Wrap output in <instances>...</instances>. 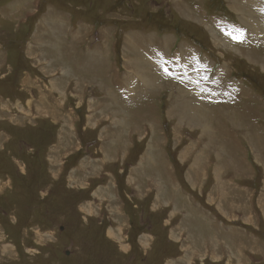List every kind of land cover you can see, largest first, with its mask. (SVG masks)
I'll return each mask as SVG.
<instances>
[{"label": "rangeland", "instance_id": "374dc122", "mask_svg": "<svg viewBox=\"0 0 264 264\" xmlns=\"http://www.w3.org/2000/svg\"><path fill=\"white\" fill-rule=\"evenodd\" d=\"M262 193L264 0H0V264H264Z\"/></svg>", "mask_w": 264, "mask_h": 264}, {"label": "bare ground", "instance_id": "6f19581e", "mask_svg": "<svg viewBox=\"0 0 264 264\" xmlns=\"http://www.w3.org/2000/svg\"><path fill=\"white\" fill-rule=\"evenodd\" d=\"M83 5H84V4H83ZM56 13H57V12H56ZM39 24H40V23H39ZM237 30H238V29H237ZM98 32H99V31H98ZM34 33H35V32H34ZM41 33H42V32H41ZM87 33H88V32H87ZM34 35H35V34H34ZM45 35H46V34H45ZM45 35H44V36H45ZM73 35H74V34H72V36H73ZM31 37H32V36H31ZM33 37H34V36H33ZM86 50H87V49H86ZM11 53H12V52H11ZM89 54H90V53H89ZM72 57H73V56H72ZM72 57H71V58H72ZM96 57H97V56H96ZM97 58H98V57H97ZM97 70H98V69H97ZM221 70H222V69H221ZM203 71H204V70H203ZM216 71H218V70H216ZM114 74H115V73H114ZM58 79H59V78H58ZM55 82H56V81H55ZM53 84H56V83H53ZM56 85H57V84H56ZM51 86L53 87V89L56 88L55 85H51ZM52 87H50V88H52ZM58 87H59V86H58ZM64 93H65V92H64ZM112 95H114V94H112ZM112 95H111V96H112ZM129 96H130V95H129ZM75 97H76V96H75ZM35 103H36V102H35ZM129 106H130V105H129ZM53 110H54V109H53ZM37 111L40 112L39 109H37ZM64 112H65V111H64ZM57 113H58V112H57ZM57 113H56V114H57ZM49 114H50V113H49ZM59 115H60V114H59ZM45 117H46V116H45ZM56 117H57V116H56ZM91 118H92V117H91ZM49 119H50V118H49ZM92 120H93V119H92ZM95 121H97V119H96ZM61 122H62V121H61ZM112 122H114V120H113ZM93 124H94V122H93ZM62 125H63V124H62ZM67 125H68V124H67ZM65 127H66V126H65ZM176 129H177V128H176ZM19 131H20V130H19ZM33 131H34V130H33ZM153 131H154V130H153ZM156 131H157V129H156ZM47 132H48V131H47ZM176 132H177V131H176ZM16 133H17V132H16ZM100 135H101V134H100ZM141 135H142V133H141ZM159 136H160V135H159ZM100 137H101V136H100ZM89 141H90V140H89ZM151 142H152V141H151ZM159 143H161V142H159ZM123 145H124V144H123ZM154 145H155V144H154ZM151 149H152V148H151ZM155 150H156V149H155ZM254 153H255V151H254ZM149 154H150V152H149ZM149 154H148V155H149ZM150 157H151V156H150ZM18 158H19V157H18ZM155 160H156V159H155ZM8 162H9V161H8ZM163 162H164V161H163ZM6 164H7V163H6ZM197 166H198V165H197ZM195 167H196V166H195ZM163 168H164V167H163ZM200 171H201V170H200ZM194 172H195V171H194ZM15 173H16V172H15ZM196 173H197V170H196ZM60 175H61V173H60ZM60 175H59V176H60ZM123 175H124V174H123ZM51 176H52V175H51ZM195 176H196V174H195ZM58 178H59V177H58ZM58 178H57V179H58ZM122 178H123V177H122ZM50 179H51V178H50ZM19 180H20V179H19ZM168 180H169V179H168ZM89 183H90V182H89ZM150 183H151V182H150ZM169 183H170V182H169ZM170 184H171V183H170ZM161 186H163V185H161ZM131 187H132V186H131ZM155 188H156V187H155ZM156 189H157V188H156ZM158 189H159V188H158ZM160 189H161V188H160ZM161 190H162V189H161ZM161 192H162V191H161ZM143 193H144V192H143ZM159 193H160V192H159ZM262 194L264 195V193H262ZM262 194H261V195H262ZM160 195H161V194H160ZM263 195H262V196H263ZM94 198H95V197H94ZM91 199H92V198H91ZM84 201H85V200H84ZM124 207H125V206H124ZM123 209H124V208H123ZM87 213L90 214V211H87ZM193 213H194V212H193ZM193 213H192V214H193ZM93 215H94V214H93ZM89 217H90V216H89ZM196 217H198V216H196ZM132 221H133V220H132ZM99 226H100V225H99ZM212 232H213V231H212ZM111 233H112V232H111ZM215 233H216V232H215ZM190 234H191V233H190ZM208 237H209V235H208ZM212 237H213V236H212ZM191 238H192V245H193V247H194L195 244H196V243L194 242L195 239H194L193 237H191ZM202 239H203V238H202ZM193 242H194V243H193ZM254 243H255V242H254ZM196 245H197V244H196ZM207 246H208V244H207ZM209 246H210V245H209ZM184 247H185V246H184ZM187 247L190 248V247H189V244H188V246H186L185 248H187ZM212 247L214 248L213 245H212ZM212 247H211V248H212ZM258 247H259V246H258ZM198 248H199V247H198ZM207 248H208V247H207ZM211 248H210V250H211ZM202 249H204V248H202ZM252 250H253V249H252ZM255 250H256V249H255ZM225 253H226V252H225ZM230 262H231V261H230ZM241 262H242V261H241ZM242 264H243V263H242Z\"/></svg>", "mask_w": 264, "mask_h": 264}, {"label": "snow or ice", "instance_id": "6c2138e0", "mask_svg": "<svg viewBox=\"0 0 264 264\" xmlns=\"http://www.w3.org/2000/svg\"><path fill=\"white\" fill-rule=\"evenodd\" d=\"M229 36H231L233 39H235V40H241V38H242V35H236V34H233L232 32H229V33H227Z\"/></svg>", "mask_w": 264, "mask_h": 264}]
</instances>
